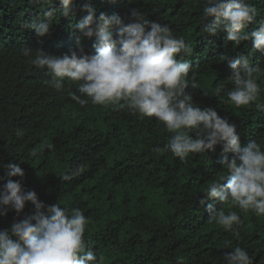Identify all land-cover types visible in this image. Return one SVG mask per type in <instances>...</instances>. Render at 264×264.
Instances as JSON below:
<instances>
[{
	"label": "trees",
	"instance_id": "16d2710c",
	"mask_svg": "<svg viewBox=\"0 0 264 264\" xmlns=\"http://www.w3.org/2000/svg\"><path fill=\"white\" fill-rule=\"evenodd\" d=\"M249 3L256 9V20L264 19V0ZM85 4L96 9L97 17L103 13L127 18L136 8L146 19L167 24L175 36H184L193 50L183 59L193 66L198 85L187 89L192 102L214 108L234 124L241 147L252 141L264 143V110L255 104L236 108L224 102L232 88L229 61L250 56L253 66L264 68V53L255 51L251 41L236 46L223 30L216 35L203 32L211 23L202 15L206 0H73L67 17L60 15L63 5L55 0L56 14L44 37L23 25L42 17L49 4L0 0V177L6 165L17 163L25 172L24 191H35L46 205L58 202L82 210L89 221L84 238L92 251L105 256L104 264H224V253L236 246L249 253L253 264H264V216L231 209L243 222L238 228L234 225L239 237L208 222L205 208L213 201L205 193L207 185L227 175L220 160L232 158V152L217 145L214 152L190 154L182 162L170 151H154L163 149L172 135L155 117L90 101L81 107L72 98L73 94L86 98L78 91L79 82L66 78L57 91L44 83L52 79L46 69L20 54V47L27 45L62 55L78 40L86 53L93 54L96 37H83L73 27L87 15L82 11ZM255 27L250 23L245 31ZM224 56L227 59H221ZM258 83L264 89V78ZM218 85L224 86L219 97L214 94ZM256 103L264 105V91ZM49 143L51 150L45 147ZM77 166L81 167L77 177L61 181L62 174ZM4 183L0 180V187ZM33 211L34 206L26 203L19 217L14 210L0 215V229ZM224 241L231 247L225 248Z\"/></svg>",
	"mask_w": 264,
	"mask_h": 264
},
{
	"label": "clouds",
	"instance_id": "9594fccd",
	"mask_svg": "<svg viewBox=\"0 0 264 264\" xmlns=\"http://www.w3.org/2000/svg\"><path fill=\"white\" fill-rule=\"evenodd\" d=\"M39 2L50 6L42 17L23 27L34 30L37 37H44L50 34L56 14L55 0ZM60 3L63 5L60 15L69 16L73 0ZM82 11L87 15L73 27L83 37H96L93 54L86 53L79 40L62 55L47 54L27 45L20 47V54L35 67L46 69L52 79L44 83L57 91L63 89L66 78L79 82L78 91L86 98L75 94L72 98L81 107L90 101L93 105L126 108L141 117H155L172 135L163 149L154 151H170L182 162L190 154L214 152L217 145L225 153L232 152V158L224 156L220 160L227 175L221 174L207 185L205 193L213 203H207L205 211L209 223L214 222L239 237L236 228L243 222L231 209L238 207L242 212L264 216V143L252 141L241 147L234 124L218 115L214 108H201L192 102L187 89H196L198 85L193 66L183 59L193 50L184 36H175L167 24L146 19L136 8L130 10L127 18L103 13L97 17L96 9L88 4ZM202 15L204 19L211 18L203 32L216 35L223 30L227 40L236 46L251 41L255 51L264 53V19L256 20V9L249 0H206ZM250 23L256 27L245 31ZM112 27L115 33L109 31ZM228 68L232 88L226 92L224 102L236 108L255 104L258 110H264V105L256 103L264 91L258 83L264 78V68L253 66L250 56L230 60ZM223 90L224 86L218 85L214 94L219 97ZM45 147L54 148L51 143ZM31 155L36 156L37 152ZM80 171V166L69 169L60 179L70 182ZM4 173L0 177L6 180L0 187V215L14 210L19 217L26 203L33 205L34 211L15 219L10 228L0 229V264H104L105 256L92 251L84 238L89 221L82 210L62 207L58 202L46 205L35 191H24L21 180L25 172L17 163L6 165ZM223 246L229 248L231 242L224 241ZM223 261L253 264L249 253L240 246L225 252Z\"/></svg>",
	"mask_w": 264,
	"mask_h": 264
}]
</instances>
